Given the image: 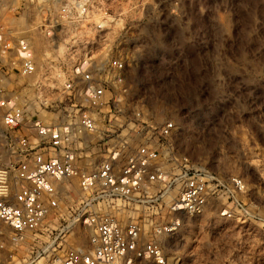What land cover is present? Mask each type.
Listing matches in <instances>:
<instances>
[{
    "label": "built area",
    "instance_id": "2783aa9c",
    "mask_svg": "<svg viewBox=\"0 0 264 264\" xmlns=\"http://www.w3.org/2000/svg\"><path fill=\"white\" fill-rule=\"evenodd\" d=\"M128 30L107 0H0V75L60 97L31 111L0 80L11 152L0 165V264H195L172 251L189 217L214 211L264 229L259 189L252 199L243 176L180 150L174 104L135 82ZM36 35L54 65L37 60ZM42 234L44 245L14 259ZM258 246L227 264H264Z\"/></svg>",
    "mask_w": 264,
    "mask_h": 264
},
{
    "label": "rangeland",
    "instance_id": "374dc122",
    "mask_svg": "<svg viewBox=\"0 0 264 264\" xmlns=\"http://www.w3.org/2000/svg\"><path fill=\"white\" fill-rule=\"evenodd\" d=\"M107 3L129 26L127 36L135 45V82L141 92L146 86L152 94L157 91L174 104L180 150L215 172L243 176L252 199L258 189L263 198L264 0ZM43 44L40 59L45 51ZM43 63L54 65L53 60ZM15 76L14 84L8 86L18 93L28 88L22 100L31 111L47 112L42 102L60 98L57 92L33 89L30 78ZM137 94L136 90L133 99ZM63 99L70 100L68 96ZM157 109L162 110L161 105ZM2 112L0 165L11 157ZM75 235L84 240V245L88 243L86 230L78 229ZM47 240L45 234L29 239L15 250L14 259H23L32 247ZM252 244L260 245L257 249L264 257L260 223L224 219L213 211L189 217L175 236L172 251L195 264H227L239 260ZM7 251L9 247L0 251V260L5 261ZM45 263L46 257L36 264Z\"/></svg>",
    "mask_w": 264,
    "mask_h": 264
},
{
    "label": "bare ground",
    "instance_id": "6f19581e",
    "mask_svg": "<svg viewBox=\"0 0 264 264\" xmlns=\"http://www.w3.org/2000/svg\"><path fill=\"white\" fill-rule=\"evenodd\" d=\"M16 22H21V23H23L24 22V19H20V20H16ZM41 43L43 44V39L40 37V35H36V37H35V39H34V44H33V46L35 47V50H36V54H37V60H39V62H43V59L41 58L40 59V57H41V54H40V49H41ZM44 45V44H43ZM45 48H46V45H45ZM0 80L1 81H3V83L4 84H6V85H11V84H14L13 83V81H11L10 79H8V78H6L5 76H2V75H0ZM28 88H24V89H22V91L18 94V101L20 102V103H23L24 104V101L22 100V94H23V92L24 91H26ZM25 105H26V103H25ZM1 110V109H0ZM42 115H43V112L41 113ZM190 143V142H189ZM191 144V143H190ZM192 144H194L193 143V141H192ZM76 236V235H75ZM76 242L78 243V244H80V245H84V240L80 237V236H78L77 235V238H76Z\"/></svg>",
    "mask_w": 264,
    "mask_h": 264
}]
</instances>
